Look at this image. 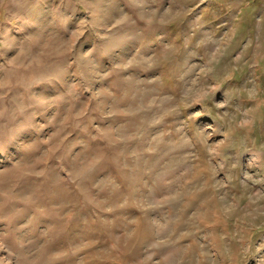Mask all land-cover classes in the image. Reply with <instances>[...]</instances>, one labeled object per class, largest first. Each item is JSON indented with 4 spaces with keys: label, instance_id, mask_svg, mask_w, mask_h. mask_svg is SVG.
<instances>
[{
    "label": "rangeland",
    "instance_id": "rangeland-1",
    "mask_svg": "<svg viewBox=\"0 0 264 264\" xmlns=\"http://www.w3.org/2000/svg\"><path fill=\"white\" fill-rule=\"evenodd\" d=\"M0 264H264V0H0Z\"/></svg>",
    "mask_w": 264,
    "mask_h": 264
}]
</instances>
